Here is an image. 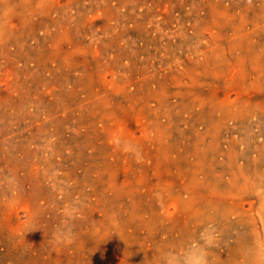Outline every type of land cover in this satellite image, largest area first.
I'll return each instance as SVG.
<instances>
[{
	"label": "rangeland",
	"instance_id": "obj_1",
	"mask_svg": "<svg viewBox=\"0 0 264 264\" xmlns=\"http://www.w3.org/2000/svg\"><path fill=\"white\" fill-rule=\"evenodd\" d=\"M263 210L264 0H0V264H264Z\"/></svg>",
	"mask_w": 264,
	"mask_h": 264
},
{
	"label": "clouds",
	"instance_id": "obj_2",
	"mask_svg": "<svg viewBox=\"0 0 264 264\" xmlns=\"http://www.w3.org/2000/svg\"><path fill=\"white\" fill-rule=\"evenodd\" d=\"M202 243H195L176 249H169L161 254V264H210V249L214 248L216 236L201 233Z\"/></svg>",
	"mask_w": 264,
	"mask_h": 264
},
{
	"label": "bare ground",
	"instance_id": "obj_3",
	"mask_svg": "<svg viewBox=\"0 0 264 264\" xmlns=\"http://www.w3.org/2000/svg\"><path fill=\"white\" fill-rule=\"evenodd\" d=\"M208 26V25H207ZM206 26V27H207ZM212 28V27H211ZM226 29H228V28H226ZM234 33V32H233ZM245 33V32H244ZM218 53H219V51H218ZM201 57V56H200ZM178 59V58H177ZM197 60H198V58H197ZM194 66V65H193ZM245 67V66H244ZM243 68V67H242ZM197 70V69H196ZM195 70V71H196ZM7 71H8V69H7ZM235 71V70H234ZM245 72V71H244ZM233 74V73H232ZM181 76V75H180ZM227 81V80H226ZM225 81V82H226ZM190 83V82H189ZM196 88V87H195ZM114 90V89H113ZM163 101V100H162ZM226 101V100H225ZM245 102V101H244ZM229 105V104H228ZM168 108H170V107H168ZM129 111V110H128ZM175 111V110H174ZM171 114V113H170ZM169 114V115H170ZM231 115V114H230ZM241 119V118H240ZM226 121V120H225ZM253 124V123H252ZM222 127V126H221ZM228 128H230L229 126H228ZM180 130H181V128H180ZM123 134H125V133H123ZM130 134V133H129ZM181 135V134H180ZM249 135V134H248ZM259 136H261V135H259ZM134 137V136H133ZM144 137V136H143ZM213 138V137H212ZM194 139V138H193ZM228 139V138H227ZM245 139V138H244ZM247 139V138H246ZM206 140V139H205ZM204 141V140H203ZM225 141V140H224ZM243 141H245V140H243ZM139 142H141V141H139ZM143 142V141H142ZM196 142V141H195ZM200 142V141H199ZM232 142V141H231ZM185 144H187V143H185ZM202 144V143H201ZM229 144V143H228ZM142 146V145H141ZM258 147V146H257ZM180 148V147H179ZM152 149V148H151ZM215 149V148H214ZM222 154H224V153H222ZM228 155V154H227ZM263 155V154H262ZM230 159V158H229ZM205 160V159H204ZM230 161V160H229ZM227 162V161H226ZM209 163H211V162H209ZM206 165V164H205ZM236 165H237V163H236ZM235 165V166H236ZM157 166V165H156ZM240 166V165H239ZM130 168V167H129ZM133 168V167H132ZM157 168V167H156ZM246 171V170H245ZM221 172H223V171H221ZM225 172V171H224ZM253 173V172H252ZM221 175V174H220ZM217 176V175H216ZM224 176V175H223ZM253 177V176H252ZM139 179H141V178H139ZM219 179V178H218ZM232 180V179H231ZM223 182H225V181H223ZM240 184H241V182H240ZM248 186V185H247ZM162 187V186H161ZM167 190V189H166ZM251 190V189H250ZM221 191V190H220ZM193 192V191H192ZM242 192V191H241ZM173 193H175V192H173ZM250 193V192H249ZM164 194V193H163ZM165 195V194H164ZM163 196V195H162ZM196 196V195H195ZM171 198V197H170ZM223 198H224V196H223ZM211 199V198H210ZM213 200V199H212ZM155 203V202H154ZM235 203H236V201H235ZM156 204V203H155ZM157 205V204H156ZM238 205H241V204H239L238 203ZM258 205V204H257ZM176 206V205H175ZM217 206V205H216ZM216 206H214V207H216ZM172 208V207H171ZM175 208V207H174ZM189 208V207H188ZM231 208V207H230ZM259 208H260V205H259ZM169 209V208H168ZM167 209V210H168ZM194 209V208H193ZM216 209V208H215ZM261 209V208H260ZM212 210V209H211ZM232 210V209H231ZM173 211V210H172ZM182 211V210H181ZM217 211V210H216ZM264 211V210H263ZM227 213V212H226ZM175 215V214H174ZM218 215V214H217ZM253 216H254V214H252ZM169 216H170V214H169ZM172 216V215H171ZM176 216H177V214H176ZM179 219V218H178ZM173 220V219H172ZM250 220V219H249ZM147 221H148V219H147ZM153 221V220H152ZM177 221V220H176ZM200 222H202V221H200ZM150 223V222H149ZM154 223H156V221L154 222ZM176 223V222H175ZM263 223V222H262ZM165 224V223H164ZM171 224V223H170ZM261 224V223H260ZM219 225V224H218ZM252 225H253V223H252ZM148 226V225H147ZM227 226V225H226ZM162 227V226H161ZM170 227V226H169ZM228 227V226H227ZM236 227V226H235ZM253 227H255V226H253ZM258 227V226H257ZM154 228V227H153ZM181 228V227H180ZM193 228V227H192ZM256 228V227H255ZM254 228V229H255ZM259 228V227H258ZM164 229V228H163ZM237 229V228H236ZM140 230V229H139ZM264 231V230H263ZM151 232H153V231H151ZM163 232V231H162ZM229 235V234H228ZM158 236H160V235H158ZM180 236V235H179ZM181 236H182V234H181ZM264 237V236H263ZM171 238V237H170ZM255 238V237H254ZM148 239V238H147ZM221 239V238H220ZM221 241H223V240H221ZM185 242V241H184ZM223 246V245H222ZM251 247V246H250ZM252 248V247H251ZM158 250H159V248H158ZM222 252V251H221ZM225 254V253H224ZM221 255V254H220ZM152 256V255H151ZM160 256V255H159ZM260 257V256H259ZM256 258H257V256H256ZM221 261V260H220ZM245 262V261H244ZM222 263V262H221Z\"/></svg>",
	"mask_w": 264,
	"mask_h": 264
}]
</instances>
